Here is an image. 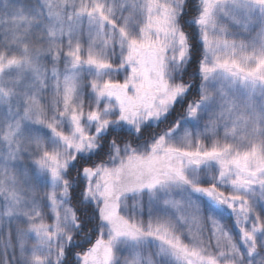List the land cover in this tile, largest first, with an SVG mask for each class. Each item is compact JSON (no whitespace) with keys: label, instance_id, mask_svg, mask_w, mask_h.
Masks as SVG:
<instances>
[{"label":"snow or ice","instance_id":"snow-or-ice-1","mask_svg":"<svg viewBox=\"0 0 264 264\" xmlns=\"http://www.w3.org/2000/svg\"><path fill=\"white\" fill-rule=\"evenodd\" d=\"M0 264H264V0H0Z\"/></svg>","mask_w":264,"mask_h":264}]
</instances>
